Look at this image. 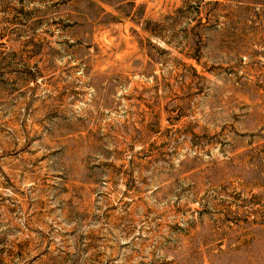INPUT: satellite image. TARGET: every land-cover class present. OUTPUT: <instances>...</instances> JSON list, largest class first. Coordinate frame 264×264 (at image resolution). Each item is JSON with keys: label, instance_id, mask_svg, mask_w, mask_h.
Segmentation results:
<instances>
[{"label": "rangeland", "instance_id": "rangeland-1", "mask_svg": "<svg viewBox=\"0 0 264 264\" xmlns=\"http://www.w3.org/2000/svg\"><path fill=\"white\" fill-rule=\"evenodd\" d=\"M0 264H264V0H0Z\"/></svg>", "mask_w": 264, "mask_h": 264}, {"label": "trees", "instance_id": "trees-1", "mask_svg": "<svg viewBox=\"0 0 264 264\" xmlns=\"http://www.w3.org/2000/svg\"><path fill=\"white\" fill-rule=\"evenodd\" d=\"M102 2H105L107 5L112 6L114 9L118 10L119 12H121L122 14L128 15L130 14V9L133 5V0H101ZM120 1L122 2V8H120V6L118 5V3H120ZM102 11L103 8L98 6ZM104 16H110L112 17L110 12H104L103 14ZM153 26H159L162 25V21L160 20H151V19H146L145 23L142 25V28L147 30L148 32H150L151 34L154 35H158V31H156V27H152Z\"/></svg>", "mask_w": 264, "mask_h": 264}]
</instances>
